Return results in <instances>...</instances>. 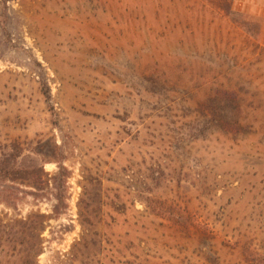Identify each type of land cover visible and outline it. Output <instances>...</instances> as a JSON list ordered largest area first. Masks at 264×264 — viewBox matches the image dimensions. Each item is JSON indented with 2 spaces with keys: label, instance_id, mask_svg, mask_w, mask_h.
Returning <instances> with one entry per match:
<instances>
[{
  "label": "rangeland",
  "instance_id": "rangeland-1",
  "mask_svg": "<svg viewBox=\"0 0 264 264\" xmlns=\"http://www.w3.org/2000/svg\"><path fill=\"white\" fill-rule=\"evenodd\" d=\"M251 9L0 0V169L41 175H0V218L28 222L36 264H264ZM7 238L0 264H18Z\"/></svg>",
  "mask_w": 264,
  "mask_h": 264
},
{
  "label": "trees",
  "instance_id": "trees-1",
  "mask_svg": "<svg viewBox=\"0 0 264 264\" xmlns=\"http://www.w3.org/2000/svg\"><path fill=\"white\" fill-rule=\"evenodd\" d=\"M5 2L13 1V0H3ZM152 1V0H150ZM229 97L233 98L231 101H234V96L230 95ZM14 149H18L14 147ZM0 175L10 181L15 183L16 181L30 182L34 185H38L41 182V175L34 170H20V171H12V170H2L0 169ZM15 226L19 228L14 229ZM13 229V230H12ZM28 222L16 221L11 226L6 225L0 218V249L3 247L4 243L8 241V236H14L15 240L19 242L14 246V255L18 258V264H36V258L40 255L39 246H30L27 243V231H28Z\"/></svg>",
  "mask_w": 264,
  "mask_h": 264
},
{
  "label": "crops",
  "instance_id": "crops-1",
  "mask_svg": "<svg viewBox=\"0 0 264 264\" xmlns=\"http://www.w3.org/2000/svg\"><path fill=\"white\" fill-rule=\"evenodd\" d=\"M235 5H242L243 7L252 8L253 15L258 17L259 21L263 23V37H264V0H234Z\"/></svg>",
  "mask_w": 264,
  "mask_h": 264
}]
</instances>
